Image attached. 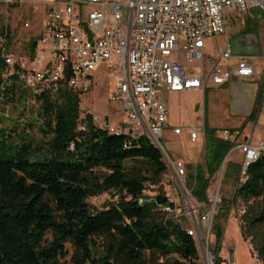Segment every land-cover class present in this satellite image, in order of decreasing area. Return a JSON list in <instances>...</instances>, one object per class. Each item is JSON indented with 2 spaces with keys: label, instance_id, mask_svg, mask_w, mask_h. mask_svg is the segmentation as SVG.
<instances>
[{
  "label": "trees",
  "instance_id": "1",
  "mask_svg": "<svg viewBox=\"0 0 264 264\" xmlns=\"http://www.w3.org/2000/svg\"><path fill=\"white\" fill-rule=\"evenodd\" d=\"M4 54L0 49V97L7 98L20 82L3 78ZM66 82L55 97L32 93L49 138L46 150L32 143L13 146L0 130V264H200L197 238L163 210L170 206L164 189L170 168L162 152L146 135H117L83 115L81 95ZM234 147L205 124L203 163L191 167L188 178L199 203L209 204L211 182ZM37 156L43 160L30 159ZM237 184L234 202L246 205L243 236L264 264V155ZM148 188L157 190L155 198L144 197ZM105 193L117 200L101 210L89 203ZM225 209L212 227L215 264Z\"/></svg>",
  "mask_w": 264,
  "mask_h": 264
},
{
  "label": "built area",
  "instance_id": "2",
  "mask_svg": "<svg viewBox=\"0 0 264 264\" xmlns=\"http://www.w3.org/2000/svg\"><path fill=\"white\" fill-rule=\"evenodd\" d=\"M23 4L0 0L7 9ZM41 8L43 28L27 57L16 54L12 46L7 49L13 34L7 25L0 28V49L5 51L7 66L3 78L16 77L35 96L55 97L69 76L68 87L83 96L94 87L93 75L101 72L112 82L108 100L120 109L125 122L114 127L95 117V123L134 139L146 135L163 151L161 141L169 129L163 94L205 93L211 79L215 86L258 79L250 57L234 54L230 24L242 22L254 8L264 10V0H44ZM222 35L226 43L221 55L206 60L207 41ZM234 59L238 64L231 66ZM187 131L191 141H205V128L192 124ZM183 132L173 130L176 136ZM221 137L228 141L231 132L224 130ZM239 148L244 156L240 179L244 183L250 166L264 155V141L246 142ZM169 166L182 190L185 164L177 161ZM208 197L203 216L204 206L183 204L174 194L163 210L179 223L187 220L189 235L198 238L202 227L211 228L221 209L219 189Z\"/></svg>",
  "mask_w": 264,
  "mask_h": 264
},
{
  "label": "rangeland",
  "instance_id": "3",
  "mask_svg": "<svg viewBox=\"0 0 264 264\" xmlns=\"http://www.w3.org/2000/svg\"><path fill=\"white\" fill-rule=\"evenodd\" d=\"M24 2L23 5H18L10 8L0 5V28L6 25L10 28L12 37V50L23 57H27L31 53L32 41L38 38L43 28L44 16L42 13L41 2L44 0H19ZM244 23L237 22L230 24V33L237 35L248 32L246 36L254 37L257 41L263 42V54L252 61V65L258 71L264 72V10L254 8L250 14L244 17ZM242 21V22H243ZM29 24L30 28H25V24ZM250 33V34H249ZM226 43V36H216L207 41V50L205 55L208 58H216L221 55ZM261 47V45H260ZM28 64H30L27 61ZM94 87L91 91L81 96L80 109L83 115H91L94 118L98 117L100 121H107L115 126L125 122L119 113V108L111 104L108 100L109 93L112 90V82L105 78L103 73L96 72ZM251 84H243L238 81L240 90H244L251 95L252 90L261 86L264 83V75L261 76V81ZM15 96L0 97V130H4L5 134L10 138V143L13 146H21L23 143H32L34 147L48 148L47 142L49 138L42 132V121L39 117L40 104L34 98L29 89L23 88L21 83L18 84ZM232 85L215 86L212 79L209 81L208 90L205 93H190L187 97L163 94L162 99L167 104L170 115V125L174 124L186 126L191 122L190 113L193 114L197 127H201L204 121H207L209 126L221 131L223 127H242V134L247 136L249 140L253 139V143H258L264 140V113L255 124L251 120L248 121L247 114L236 115V106L240 104L241 98L234 95ZM260 98L259 103H261ZM248 107L249 104H247ZM206 108V111H205ZM259 105L257 106V110ZM249 109V108H248ZM248 109L246 112H248ZM256 110V111H257ZM108 118V119H107ZM107 119V121H106ZM248 119V120H246ZM227 124H231L228 126ZM222 132H220L221 134ZM162 148L165 153V161L168 164L174 162L177 155L178 158L188 159L190 155L198 157L194 161L196 164L203 163V153L200 155L201 144L188 143L185 136L171 137L170 132L166 130L161 141ZM32 161L43 160V156L31 157ZM240 165V152L232 150L225 160L220 172L211 182L208 191L209 196L219 189L221 207L224 206L228 210L224 219H221L222 239L221 250L219 253V264H262L258 259L256 252L253 249L250 241L243 236L241 218L245 214L246 205L242 200L234 202L237 191V179H241V171L237 174V169ZM236 177L227 178L226 174L232 171ZM234 173L232 175H234ZM189 176L188 167H186V177ZM188 177L186 178L185 188L179 189L178 185L171 182L170 174L168 173L164 180L165 193L170 196L178 195L183 204L192 203L204 206L201 209L200 216L206 213L204 204L199 203L192 195L193 183L189 185ZM173 183V184H171ZM173 185L172 188L168 187ZM155 188H148L144 192V197L155 198L157 195ZM117 197L113 193H105L100 197L92 198L89 203L95 208L101 210L105 205L115 202ZM215 220V219H214ZM214 223V221H213ZM205 230L202 227L201 236L204 245H201L197 238V245L200 255V264H215V260L209 261L211 257V249L216 246L217 237L212 233V227ZM182 224L191 229V225L187 220L182 221ZM201 230V229H200ZM231 251L234 252V262H231Z\"/></svg>",
  "mask_w": 264,
  "mask_h": 264
},
{
  "label": "crops",
  "instance_id": "4",
  "mask_svg": "<svg viewBox=\"0 0 264 264\" xmlns=\"http://www.w3.org/2000/svg\"><path fill=\"white\" fill-rule=\"evenodd\" d=\"M241 23H244V22H241ZM246 35H248L246 32L245 33H240V34H237V35L234 34L232 36H231V33H230V39H231V41L233 43V41L235 39H237L239 37H242V36H246ZM263 38H264V36H263ZM260 45H261V47H260ZM262 49H263V42L261 43L260 41H257V39L254 38V37L247 38L240 45V50H242V51L256 52L257 50H259L261 52V55L263 54ZM239 56H241V55H239ZM260 56H247V57H250V63L252 65V61L255 60V58L260 57ZM207 59H211V58L208 57V58H206V60ZM204 63H205V66H206L208 62L206 61ZM230 64H231V66H236L238 64V61L236 59H234V60H232L230 62ZM252 66L255 68L256 76L258 77V79L254 83H256L257 81H261V76L264 75V72L261 71V70L258 71L254 65H252ZM221 68H222V70L226 69L225 65H222ZM241 83L246 84V85L247 84H251L250 82H241ZM229 85H232V89L231 90L234 93V95L239 97V98H241L240 104H238L236 106L237 109L235 110V114L236 115H242V114L246 113L247 116H248V119H249V120L248 119H246V120H248V121L251 120L252 122L257 124L259 119L261 118V116L264 113V83L261 86H257L256 90L255 89H251L252 90L251 95L247 94L246 92H244V90L243 91L240 90L239 85H238V81H234L233 83H231ZM207 90H208V85H207L206 91ZM190 93H192V92H189L186 95H183V94H180V93H165V94L174 95L175 97H180V96L187 97V95L190 94ZM193 93H204V92H193ZM260 98H262L261 103H259ZM247 104H249L250 107H248ZM258 105H259V108L257 110L256 108H257ZM247 109H248V112H246ZM205 111H206V108H205ZM117 114H118V112H117ZM253 114H254V117H252ZM190 118H191V122H190L189 125L182 126V125L174 124V126H171L170 125V115H169V120H168L169 129H168V131L170 132V136L171 137H174V136L175 137L185 136L187 141H188V143L189 142H191L192 144L193 143L194 144L200 143L201 144L200 155H202L205 141L204 142L203 141L193 142V141L190 140L187 128L191 127L192 124H194L197 127V125L195 123V119H194L192 113H190ZM203 118H205V117H203ZM203 118H201V122H203V125L201 127H198V128H205V124L208 123L207 121H204ZM107 119H106V121H107ZM107 123L110 124L108 121H107ZM227 125L230 126L231 124H227ZM176 128H182L184 130L182 135L176 136L173 133V130L176 129ZM230 128L231 129H226L225 127H223L220 132L223 133L224 130H229L231 132L230 141H232L234 143V145H235V147L232 150H237V151L240 152V165H239V168H241L242 164H243L244 156H243V154H242V152H241V150L239 148L240 145L244 144L246 142H251L253 145H257V144H259L260 142H262L264 140H261L258 143L254 144L253 143V139L249 140V138L247 136H244V133L242 134L243 129L245 128L244 125L242 127H240V128L239 127H230ZM222 133L220 134V137H221ZM175 157H176V159H175L174 162L181 161V162H183L185 164V167H188L189 176L195 172L194 170L191 169V167L193 168V167H195L197 165L196 163H194V161L196 159H198L199 156L195 157V155H190L187 160L183 159L182 157L178 158L177 155H175ZM226 160H227V158H226ZM169 168H170L171 182L173 181L175 184L178 185V182H177V178L178 177L176 175L175 170L173 168H171L170 166H169ZM237 170L239 171V169H237ZM233 173H234L233 170L228 172V174H226L227 178L230 179L233 176L234 177L237 176V174L235 176V173H234V175H232ZM189 176H187V177L189 178ZM171 184H173V183H171ZM171 184H169L168 187L172 188L173 185H171Z\"/></svg>",
  "mask_w": 264,
  "mask_h": 264
},
{
  "label": "water",
  "instance_id": "5",
  "mask_svg": "<svg viewBox=\"0 0 264 264\" xmlns=\"http://www.w3.org/2000/svg\"><path fill=\"white\" fill-rule=\"evenodd\" d=\"M249 37L250 36H242V37H239L233 41L232 47H233V52L235 55H241V56H260L261 55V52L259 50H257L256 52H247V51L240 50L241 43ZM160 151L162 152V154L165 158L164 151L163 150H160ZM198 241L200 242L201 245H204V241L202 239L201 233H198ZM211 258H212V260H215V256L213 254L211 255ZM231 262H234V252L233 251H231Z\"/></svg>",
  "mask_w": 264,
  "mask_h": 264
},
{
  "label": "bare ground",
  "instance_id": "6",
  "mask_svg": "<svg viewBox=\"0 0 264 264\" xmlns=\"http://www.w3.org/2000/svg\"><path fill=\"white\" fill-rule=\"evenodd\" d=\"M208 258H209V261H210V260H211V259H210L211 257L209 256ZM209 264H212V261H211V263H209Z\"/></svg>",
  "mask_w": 264,
  "mask_h": 264
}]
</instances>
